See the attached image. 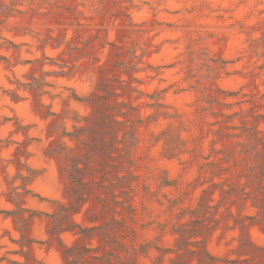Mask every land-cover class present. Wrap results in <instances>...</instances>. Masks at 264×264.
Instances as JSON below:
<instances>
[{
    "label": "rangeland",
    "instance_id": "1",
    "mask_svg": "<svg viewBox=\"0 0 264 264\" xmlns=\"http://www.w3.org/2000/svg\"><path fill=\"white\" fill-rule=\"evenodd\" d=\"M0 264H264V0H0Z\"/></svg>",
    "mask_w": 264,
    "mask_h": 264
}]
</instances>
